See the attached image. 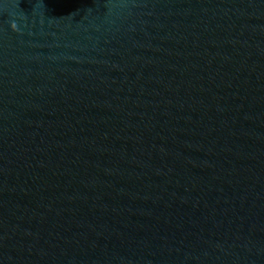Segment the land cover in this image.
Segmentation results:
<instances>
[{"label": "water", "instance_id": "obj_1", "mask_svg": "<svg viewBox=\"0 0 264 264\" xmlns=\"http://www.w3.org/2000/svg\"><path fill=\"white\" fill-rule=\"evenodd\" d=\"M0 264H264V0H0Z\"/></svg>", "mask_w": 264, "mask_h": 264}]
</instances>
